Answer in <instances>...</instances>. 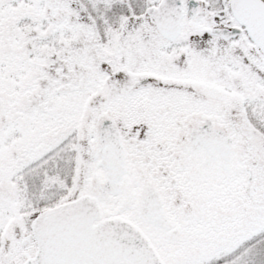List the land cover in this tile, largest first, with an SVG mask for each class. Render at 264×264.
<instances>
[{
    "label": "snow or ice",
    "instance_id": "1",
    "mask_svg": "<svg viewBox=\"0 0 264 264\" xmlns=\"http://www.w3.org/2000/svg\"><path fill=\"white\" fill-rule=\"evenodd\" d=\"M0 264H264V0H0Z\"/></svg>",
    "mask_w": 264,
    "mask_h": 264
}]
</instances>
